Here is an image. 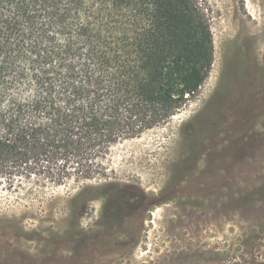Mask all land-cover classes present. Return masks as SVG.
<instances>
[{
	"label": "rangeland",
	"instance_id": "374dc122",
	"mask_svg": "<svg viewBox=\"0 0 264 264\" xmlns=\"http://www.w3.org/2000/svg\"><path fill=\"white\" fill-rule=\"evenodd\" d=\"M197 3L209 77L167 124L110 150L126 198L72 201L103 180L0 186V264H264V0Z\"/></svg>",
	"mask_w": 264,
	"mask_h": 264
},
{
	"label": "trees",
	"instance_id": "16d2710c",
	"mask_svg": "<svg viewBox=\"0 0 264 264\" xmlns=\"http://www.w3.org/2000/svg\"><path fill=\"white\" fill-rule=\"evenodd\" d=\"M213 50L197 0H0V186L103 180L72 201L117 206L106 156L193 99Z\"/></svg>",
	"mask_w": 264,
	"mask_h": 264
},
{
	"label": "flooded vegetation",
	"instance_id": "af4514ba",
	"mask_svg": "<svg viewBox=\"0 0 264 264\" xmlns=\"http://www.w3.org/2000/svg\"><path fill=\"white\" fill-rule=\"evenodd\" d=\"M130 200H132V198H130Z\"/></svg>",
	"mask_w": 264,
	"mask_h": 264
}]
</instances>
